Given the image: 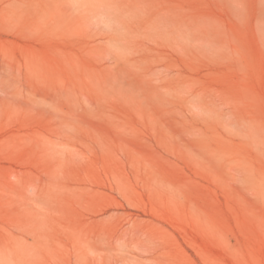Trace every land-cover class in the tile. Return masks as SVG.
Here are the masks:
<instances>
[{"label": "rangeland", "instance_id": "1", "mask_svg": "<svg viewBox=\"0 0 264 264\" xmlns=\"http://www.w3.org/2000/svg\"><path fill=\"white\" fill-rule=\"evenodd\" d=\"M0 264H264V0H0Z\"/></svg>", "mask_w": 264, "mask_h": 264}]
</instances>
